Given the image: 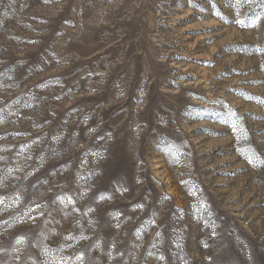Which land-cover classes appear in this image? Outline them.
Here are the masks:
<instances>
[{"label": "rangeland", "instance_id": "1", "mask_svg": "<svg viewBox=\"0 0 264 264\" xmlns=\"http://www.w3.org/2000/svg\"><path fill=\"white\" fill-rule=\"evenodd\" d=\"M81 253L264 264V0H0V264Z\"/></svg>", "mask_w": 264, "mask_h": 264}, {"label": "snow or ice", "instance_id": "2", "mask_svg": "<svg viewBox=\"0 0 264 264\" xmlns=\"http://www.w3.org/2000/svg\"><path fill=\"white\" fill-rule=\"evenodd\" d=\"M85 194H86V193H82V195H85ZM105 198H108V197H106V195L103 194V193L98 197V199H105ZM58 199L60 200V202H61L62 204H65V206H67V204H69V203H73V201L71 200V198H67V197H64V196H59ZM66 201H67V203H66ZM38 207H40V206L37 205V208H38ZM74 210H75V209H74ZM33 211H34V209L29 208V209L27 210V212L25 213V215L28 216V215H30V213L33 212ZM88 211L91 212L92 209L89 208ZM115 215L118 216L119 214L116 213ZM33 219H34V217H33ZM90 223H91V221H90ZM66 239H74V237L69 236V237H66ZM22 242H23V238H20V239H18V240L16 241L17 244H20V243H22ZM95 247H97V248L100 247L99 242L96 243ZM76 259H77V261L80 262V264H83V259H84L83 253H81L79 256H77ZM161 259H162V257H161ZM61 264H64V262L61 261Z\"/></svg>", "mask_w": 264, "mask_h": 264}]
</instances>
